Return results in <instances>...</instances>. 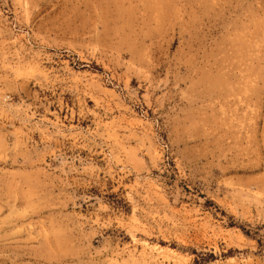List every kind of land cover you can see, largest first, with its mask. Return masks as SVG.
I'll use <instances>...</instances> for the list:
<instances>
[{
	"label": "rangeland",
	"instance_id": "1",
	"mask_svg": "<svg viewBox=\"0 0 264 264\" xmlns=\"http://www.w3.org/2000/svg\"><path fill=\"white\" fill-rule=\"evenodd\" d=\"M0 264H264V0H0Z\"/></svg>",
	"mask_w": 264,
	"mask_h": 264
},
{
	"label": "trees",
	"instance_id": "2",
	"mask_svg": "<svg viewBox=\"0 0 264 264\" xmlns=\"http://www.w3.org/2000/svg\"><path fill=\"white\" fill-rule=\"evenodd\" d=\"M243 233L245 234V236H247V237H251V238H254L252 235H250V233L249 232H247V231H243Z\"/></svg>",
	"mask_w": 264,
	"mask_h": 264
}]
</instances>
